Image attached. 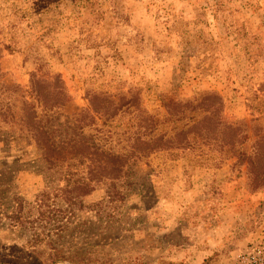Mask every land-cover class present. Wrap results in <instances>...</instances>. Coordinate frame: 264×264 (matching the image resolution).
I'll use <instances>...</instances> for the list:
<instances>
[{
	"label": "rangeland",
	"instance_id": "obj_1",
	"mask_svg": "<svg viewBox=\"0 0 264 264\" xmlns=\"http://www.w3.org/2000/svg\"><path fill=\"white\" fill-rule=\"evenodd\" d=\"M210 92L244 157L129 158L135 114L170 136ZM260 138L264 0H0V264H264Z\"/></svg>",
	"mask_w": 264,
	"mask_h": 264
},
{
	"label": "trees",
	"instance_id": "obj_2",
	"mask_svg": "<svg viewBox=\"0 0 264 264\" xmlns=\"http://www.w3.org/2000/svg\"><path fill=\"white\" fill-rule=\"evenodd\" d=\"M124 99V97L122 98ZM138 99V95H133L129 100H125L122 104L117 106L113 104H105V111H101L102 114H108V108H113L110 116L116 114L122 108L125 111L137 112V106L134 105ZM104 103V101H102ZM133 102V103H132ZM195 102V103H194ZM92 103V102H90ZM92 107V105H91ZM190 108V112L200 110L205 113L201 120L188 126L182 124L179 129L176 130L173 135L167 136L166 134H160L157 132L158 123L153 121L151 117H142L143 114H135L138 120L136 138L134 142L129 143V158L134 157L137 160L147 157L148 155L161 152L178 150L181 152H188L196 155L198 159L203 157H209V155L219 152L224 154L226 152H232L236 145H241V135L239 134V128L233 127L232 124H221L219 121V112L222 107V98L215 92L205 94L203 97L193 99L192 102L186 103L181 101L170 102L166 105L168 116L173 119V122H181L185 120V112ZM131 108L132 111L130 110ZM93 110L97 111L96 106L93 105ZM98 114V111H97ZM245 138V136H244ZM261 141V142H260ZM264 144V138L257 139L256 144ZM87 150H91L92 153L89 156V165L87 166L88 175L93 177L96 171L107 178L116 176L119 172L117 166L115 167V161L113 158L101 152L100 157L96 154L98 149L94 146L87 147ZM262 151V147H259V152ZM209 153V154H208ZM258 154V150H257ZM237 159L244 157L243 153L236 154ZM214 164L213 158H208ZM215 165V164H214ZM264 183V180H262ZM52 264L56 262L55 259H51ZM33 264H39L37 263Z\"/></svg>",
	"mask_w": 264,
	"mask_h": 264
}]
</instances>
